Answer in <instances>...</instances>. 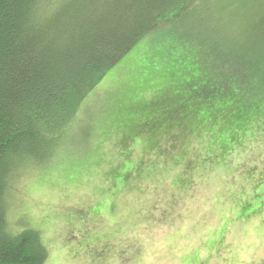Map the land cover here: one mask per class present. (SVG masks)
<instances>
[{
  "label": "trees",
  "instance_id": "1",
  "mask_svg": "<svg viewBox=\"0 0 264 264\" xmlns=\"http://www.w3.org/2000/svg\"><path fill=\"white\" fill-rule=\"evenodd\" d=\"M178 24L181 83L139 99L173 61L149 65L112 122L122 143L137 137L151 156L203 131L222 156L264 116V0H0V264L48 259L40 233L8 214L19 170L49 160L86 98L106 94V73L139 43L173 39Z\"/></svg>",
  "mask_w": 264,
  "mask_h": 264
},
{
  "label": "rangeland",
  "instance_id": "2",
  "mask_svg": "<svg viewBox=\"0 0 264 264\" xmlns=\"http://www.w3.org/2000/svg\"><path fill=\"white\" fill-rule=\"evenodd\" d=\"M182 30L132 49L99 83L106 94L83 102L73 134L11 183L8 214L40 233L45 264H264V116L222 156L205 131L151 156L137 137L122 143L112 122L149 65L173 61L139 99L181 83Z\"/></svg>",
  "mask_w": 264,
  "mask_h": 264
}]
</instances>
